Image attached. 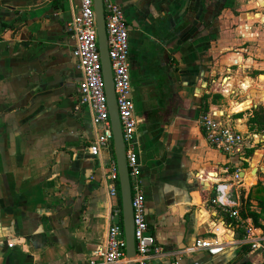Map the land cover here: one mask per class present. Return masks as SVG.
<instances>
[{"label": "crops", "instance_id": "0c3cea01", "mask_svg": "<svg viewBox=\"0 0 264 264\" xmlns=\"http://www.w3.org/2000/svg\"><path fill=\"white\" fill-rule=\"evenodd\" d=\"M114 1L129 27L147 220L168 253L154 264H264L229 215L244 209L263 227L249 196L264 187V154L246 141L236 155L221 153L200 123L210 114L247 139L264 108V0ZM78 7L0 0V264H86L120 209L107 187L114 146L88 153L99 130L79 103L70 30ZM199 239L225 250L190 254Z\"/></svg>", "mask_w": 264, "mask_h": 264}, {"label": "built area", "instance_id": "2783aa9c", "mask_svg": "<svg viewBox=\"0 0 264 264\" xmlns=\"http://www.w3.org/2000/svg\"><path fill=\"white\" fill-rule=\"evenodd\" d=\"M104 13L114 90L132 191L136 247L134 262L154 264L156 258L166 256L168 253L157 244L147 220L146 195L136 147L139 118L133 98L129 27L123 7L114 0H104ZM70 30L75 40L73 55L77 68L82 73V81L78 87L79 103L80 106L89 109L94 127L99 130L88 147V153L91 157H100L104 150L113 147V132L102 74L94 0H79L78 11L73 14L70 22ZM200 123L208 143L213 148L232 156L243 150L246 138L237 129L224 125L210 114H203ZM107 181L110 195L119 198V176L116 164L111 167ZM121 213L122 210L119 209L110 216L112 222L105 244L93 252L92 258L86 264H129ZM229 215L242 230L241 244L264 255V223L262 228L257 227L252 220L244 218L238 210L231 211ZM225 243L199 239L188 252L193 254L204 251L216 257L224 252Z\"/></svg>", "mask_w": 264, "mask_h": 264}, {"label": "water", "instance_id": "95a60500", "mask_svg": "<svg viewBox=\"0 0 264 264\" xmlns=\"http://www.w3.org/2000/svg\"><path fill=\"white\" fill-rule=\"evenodd\" d=\"M94 8L97 17L99 37V51L101 56L102 74L105 93L108 102L110 121L113 132L114 154L119 176L120 198L122 207V219L126 237V253L129 264H135L136 247L134 239V219L132 210V191L129 169L126 160V149L122 127L119 119L116 95L114 90L113 73L108 51V40L105 24L104 0H94ZM257 173V169L253 171Z\"/></svg>", "mask_w": 264, "mask_h": 264}, {"label": "trees", "instance_id": "16d2710c", "mask_svg": "<svg viewBox=\"0 0 264 264\" xmlns=\"http://www.w3.org/2000/svg\"><path fill=\"white\" fill-rule=\"evenodd\" d=\"M236 112H240V111H236ZM250 124H252V126L256 127L260 126V127H264V108H260L259 111L256 112V114L254 115V117H252L250 119ZM253 153V150L249 151L246 155L247 157H249L251 154ZM119 184V182H118ZM119 191H120V187H119ZM249 199L251 200H255L258 203V207L261 209V212H264V187L262 186V183H260L258 186H256L255 188H253ZM120 200V198H119ZM120 205V209L122 210L121 207V200L119 202ZM243 216H246V213L244 211V209L241 210ZM122 215V213H121ZM248 215H250L251 217H253L255 219V221H258L259 215L256 212H252V211H248Z\"/></svg>", "mask_w": 264, "mask_h": 264}, {"label": "rangeland", "instance_id": "374dc122", "mask_svg": "<svg viewBox=\"0 0 264 264\" xmlns=\"http://www.w3.org/2000/svg\"><path fill=\"white\" fill-rule=\"evenodd\" d=\"M250 105H251V102L247 103V105L244 106V110L249 108ZM251 128L252 127H249V131H248V134L246 136L247 137L246 145H245L246 149L249 150V148L250 149L254 148L253 150L261 151L262 154H264V128H256V129L254 127H253V129H251ZM248 150H246V151H248ZM261 160L264 162V155H263Z\"/></svg>", "mask_w": 264, "mask_h": 264}, {"label": "bare ground", "instance_id": "6f19581e", "mask_svg": "<svg viewBox=\"0 0 264 264\" xmlns=\"http://www.w3.org/2000/svg\"><path fill=\"white\" fill-rule=\"evenodd\" d=\"M245 80H247V79H245ZM242 83H243V82H242ZM250 87H252L250 82H245L244 85H243V88H244L245 90H248ZM216 177H217V175L215 174V172H214V173H211V174L208 176L209 179H215ZM208 181H209V180H208Z\"/></svg>", "mask_w": 264, "mask_h": 264}]
</instances>
